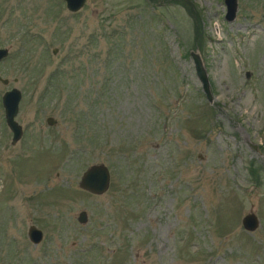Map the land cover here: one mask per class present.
Listing matches in <instances>:
<instances>
[{
  "label": "rangeland",
  "instance_id": "374dc122",
  "mask_svg": "<svg viewBox=\"0 0 264 264\" xmlns=\"http://www.w3.org/2000/svg\"><path fill=\"white\" fill-rule=\"evenodd\" d=\"M225 12L224 0L75 12L0 0V264H264V0ZM13 86L15 143L2 105ZM99 162L107 190L81 189Z\"/></svg>",
  "mask_w": 264,
  "mask_h": 264
},
{
  "label": "water",
  "instance_id": "95a60500",
  "mask_svg": "<svg viewBox=\"0 0 264 264\" xmlns=\"http://www.w3.org/2000/svg\"><path fill=\"white\" fill-rule=\"evenodd\" d=\"M66 8L72 12L78 11L85 3L86 0H64ZM226 4L225 18L232 20L236 15L237 0H224ZM9 53L8 47H0V60L5 58ZM192 59L194 61L197 77L201 81L202 90L204 91L208 101L212 100V95L209 87V81L205 65L199 51H190ZM0 81L3 83L8 82V78L0 75ZM21 99V90L16 86H13L5 90L2 94V105L4 107L5 121L12 131L11 142L15 143L22 135L23 128L15 116L18 112L19 101ZM47 123L53 124L56 119L53 116H48ZM110 183V170L108 166L103 163H93L89 165L81 174L78 185L81 189L100 194L107 190ZM88 219L87 212L85 210L79 211L77 220L79 222H86ZM259 224L258 217L250 212L242 217V225L247 230H253ZM29 239L33 243L39 242L43 237V231L35 224H30L27 231Z\"/></svg>",
  "mask_w": 264,
  "mask_h": 264
},
{
  "label": "flooded vegetation",
  "instance_id": "af4514ba",
  "mask_svg": "<svg viewBox=\"0 0 264 264\" xmlns=\"http://www.w3.org/2000/svg\"><path fill=\"white\" fill-rule=\"evenodd\" d=\"M23 128V127H22Z\"/></svg>",
  "mask_w": 264,
  "mask_h": 264
}]
</instances>
